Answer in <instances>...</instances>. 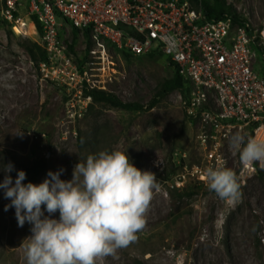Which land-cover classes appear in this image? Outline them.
Returning <instances> with one entry per match:
<instances>
[{"label":"rangeland","instance_id":"374dc122","mask_svg":"<svg viewBox=\"0 0 264 264\" xmlns=\"http://www.w3.org/2000/svg\"><path fill=\"white\" fill-rule=\"evenodd\" d=\"M228 2L254 32L264 29V0ZM37 40V35H16L0 19V182L6 175L3 165L9 162L14 169L7 175L13 182L24 165L44 164L34 181L39 184L49 171L71 180L75 165L89 154L124 151L136 167L155 174L159 191L154 192L138 239L103 264H264V168L240 179L239 153L228 140L220 152L226 167L237 173L238 202L222 200L193 180L183 188L173 184L186 165H202L204 155L197 139L198 122L187 115L179 91L159 96L160 85L174 74L165 56L115 55L121 74L109 89L143 110L92 104L77 119L76 135L68 132L62 92L41 79L25 50ZM82 48L77 44L78 50ZM186 188L197 194L188 197ZM10 203L0 189V264H25L23 245L32 235V225L26 221L18 226L15 208L4 210ZM44 214L48 215L46 210ZM52 218L59 219V212Z\"/></svg>","mask_w":264,"mask_h":264},{"label":"built area","instance_id":"2783aa9c","mask_svg":"<svg viewBox=\"0 0 264 264\" xmlns=\"http://www.w3.org/2000/svg\"><path fill=\"white\" fill-rule=\"evenodd\" d=\"M0 19L16 35L38 36L46 53L38 73L62 92L68 132L76 135L92 91H112L121 74L115 55L161 52L184 81L180 102L198 122L204 155L202 165H186L175 178L177 188L188 179L207 186L203 171L227 165L220 149L233 135L264 141V29L208 21L193 0H0ZM239 168L245 181L264 166Z\"/></svg>","mask_w":264,"mask_h":264},{"label":"clouds","instance_id":"9594fccd","mask_svg":"<svg viewBox=\"0 0 264 264\" xmlns=\"http://www.w3.org/2000/svg\"><path fill=\"white\" fill-rule=\"evenodd\" d=\"M230 146L245 168L256 162L264 166V141L237 133ZM13 169L11 162L3 165L6 175L0 189L11 201L4 210L15 208L18 226L26 221L32 225L23 245L25 264H103L138 239L154 192L159 191L155 174L136 167L120 150L87 155L68 181L60 179V172L49 171L43 182L25 184L26 173L19 170L13 182L7 175ZM202 178L220 199L239 201L240 183L233 169L210 166ZM57 211L59 219L52 218Z\"/></svg>","mask_w":264,"mask_h":264},{"label":"trees","instance_id":"16d2710c","mask_svg":"<svg viewBox=\"0 0 264 264\" xmlns=\"http://www.w3.org/2000/svg\"><path fill=\"white\" fill-rule=\"evenodd\" d=\"M193 3L197 7H202L205 19L208 21H212V20L217 21V20L230 18L234 24H241V25L248 24L250 26L249 22L245 18L238 15L236 8L234 7V5L229 3L228 0H193ZM78 32H79L78 30H75L74 35L76 36ZM256 42L258 44L260 42V38L257 37ZM25 50L29 54L31 61L33 62L36 68L38 67L41 61L46 60L45 51L35 41L30 42V44L25 47ZM259 50H261V48H259ZM155 56L162 57L164 55L161 52H158V53H151L147 57L152 58ZM124 57L127 59L134 58L127 53H124ZM169 66L174 74L170 79L165 80L160 85L158 91L160 97H166L173 91L185 92L186 90L184 81L178 75L176 68L171 63H169ZM91 94L93 96V104H104L112 108H119L130 111L143 110V106L140 105L139 103L124 102L118 95L114 93V91H92ZM153 105L154 103L152 102L150 106ZM81 138L82 137L79 136V140H81ZM45 168L46 167L44 164H40L39 166L24 165L23 171H25L26 173V179L23 181V183L25 184H27L28 182L34 183V181L39 177V175L42 174ZM186 191L188 197H193L195 194H197L194 191L191 190L188 191V188H186L184 192Z\"/></svg>","mask_w":264,"mask_h":264}]
</instances>
